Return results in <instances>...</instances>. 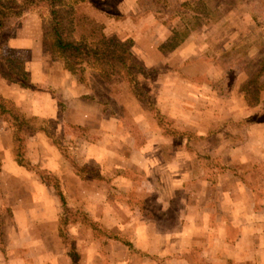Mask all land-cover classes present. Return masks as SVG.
Returning a JSON list of instances; mask_svg holds the SVG:
<instances>
[{
	"label": "rangeland",
	"instance_id": "obj_1",
	"mask_svg": "<svg viewBox=\"0 0 264 264\" xmlns=\"http://www.w3.org/2000/svg\"><path fill=\"white\" fill-rule=\"evenodd\" d=\"M164 1L167 6L203 2L208 16L194 20L170 15L169 9L157 15L145 12L138 0L66 1L74 10L76 38L103 47L91 34L101 23L107 37L131 51L143 72L135 75L138 85L164 121L157 123L113 67L89 64L88 86L76 91L80 100L103 103V118L117 119L115 145L104 144L109 148L101 146L99 117L92 115L84 125L63 117L67 99L52 83L59 82L53 80L59 77L57 66L66 64L43 41L48 8H30L10 19L0 65L17 72L37 59L53 77L29 89L57 98L61 110L55 118L27 115L7 98L32 132L13 128L10 117L0 113V167L10 150L16 162L22 155L32 167L45 168L51 143L77 166L82 184L63 183L72 168L62 154L64 161L54 162V170L45 168L47 182L35 169L14 176L9 165L0 175V264H72V251L79 264H179V256L189 258L185 264H209V245L216 241V234H209V211L239 215L246 225L254 206L264 211V123L252 122L259 109L264 118V0H160L162 6ZM174 28L189 36L175 49L161 50ZM19 37L36 38L38 45L12 47ZM33 49L41 50L38 57ZM1 77L6 79L0 70ZM249 93L259 99L258 106H249ZM145 129L151 150H145ZM40 132L45 135L34 147L31 137ZM40 144L46 145L44 153ZM57 182L70 197L71 213L61 206ZM192 221L200 231L208 224L207 230L189 232L184 226ZM227 235L234 240L237 230ZM179 246L186 250L176 251Z\"/></svg>",
	"mask_w": 264,
	"mask_h": 264
},
{
	"label": "crops",
	"instance_id": "obj_2",
	"mask_svg": "<svg viewBox=\"0 0 264 264\" xmlns=\"http://www.w3.org/2000/svg\"><path fill=\"white\" fill-rule=\"evenodd\" d=\"M14 42L11 44L12 47L18 48H34L38 43H36V38L34 39H12ZM35 40V44L33 43ZM35 52V57H38L39 52L41 51L39 49H33ZM39 61L37 59H32L27 62L25 70L29 72V77L34 85H37L38 83H49L50 79L53 77V75H50L49 71L43 70L39 67ZM47 69H50L48 66L50 64H46ZM54 67V66H53ZM59 69V77H54L53 80H58V83H52L53 89L59 90L61 93V96L64 99H67L65 102L67 104V108L63 111V117L65 121L69 123L84 125L86 124L84 121L88 118H90L92 115L95 117H99L101 119L100 124V135L101 138V146H104L106 148L112 147L115 145L114 140L117 137L119 128L117 124V119L114 117L103 118L105 106L103 103L96 101L93 98H89L88 100H80L79 98V92L76 90L79 89V87H82L81 85H84L82 83H79L77 79L75 78L74 74L69 71L65 66H57ZM86 86V85H85ZM28 94H23L24 92ZM0 93L5 97L12 99L14 103L22 109L24 113L27 115L34 114V115H40L43 117H57L58 112L61 110V106L59 103V100L55 97H52L49 95V99L44 96H40L37 91H32L29 88L21 87L19 84L12 82L10 80L0 78ZM121 126V125H120ZM143 127V126H141ZM120 130L124 131V128L120 127ZM147 134L148 143L146 145L145 150H151L154 148L150 144V137L148 135V130H144ZM155 132L161 133L159 130H156ZM44 132H40L35 136L31 137V143L35 147L36 141L40 137H44ZM47 138V135L46 137ZM106 142H108V145H104ZM44 144H40V147L42 148L41 152H45V148L49 150L43 157H47L43 161H48L51 159L50 163L48 165H43L42 167H45L49 170H54L55 166H52L54 162H62L64 161L59 151H57V148L52 145L51 143L48 144L46 147ZM32 148V147H31ZM97 149L96 147H94ZM106 150L104 148V151L106 153ZM7 153V154H6ZM5 156L7 159L6 162L4 160L3 166H1V173L6 171L8 169V166L11 168V172L14 176L19 175L21 176L22 173L28 172L30 173L26 167L20 165L18 162L15 161V159L12 157V153L10 150H6ZM51 154L53 156H51ZM63 155V154H62ZM34 156V155H31ZM63 157L70 163V171L67 175H64L63 177V183L68 184L69 182H75L78 184H82V179L78 175V173L74 170V166H71V162L63 155ZM9 160V163H8ZM55 164V163H54ZM115 165V164H114ZM99 167V166H98ZM44 168V169H45ZM24 171V172H23ZM35 183L38 184L39 181L36 178ZM68 191V190H67ZM67 192L65 191V194ZM67 198L70 199V197ZM237 203V204H236ZM70 204V203H69ZM235 204L237 207H235V211L240 213L241 210V201L237 200L235 201ZM234 204V205H235ZM220 212H223L220 214ZM213 217V218H212ZM238 217V218H237ZM251 224L249 223L246 225L241 220H239V215L236 216V218L229 217L226 212L219 211L216 215H213L212 212L209 211V234H216L214 242H211L209 245V264H263L264 263V211H257L254 208L251 211ZM206 226L200 231V227L196 226L194 222H188L187 225L184 226L186 230L189 232L192 231L194 228L195 233L196 232H202L206 229ZM237 230V236L235 239H230L231 236L227 235L231 230ZM194 236L191 239H194ZM210 239V236H209ZM181 247V246H179ZM187 248V247H186ZM185 248H179V250L182 253L185 251ZM180 253V252H179ZM189 260V258H186V260ZM173 260H176V257L173 258ZM179 264H185L187 263L186 260L183 258V256L178 257ZM185 262V263H184ZM189 263V262H188ZM192 264V263H191Z\"/></svg>",
	"mask_w": 264,
	"mask_h": 264
},
{
	"label": "trees",
	"instance_id": "obj_3",
	"mask_svg": "<svg viewBox=\"0 0 264 264\" xmlns=\"http://www.w3.org/2000/svg\"><path fill=\"white\" fill-rule=\"evenodd\" d=\"M66 1L67 0H0V50L2 49L3 41L7 37V29L9 27L10 19L16 15H20L27 9L45 5L50 12L51 18L44 28L43 41L44 43L50 42V46L53 51L64 59L67 69L77 75L79 82L88 86L85 79V71L89 64H103L107 69L109 67H113L116 74H122V76L126 79L130 90L133 92L140 104L144 108L151 111L154 114L157 123L162 125L164 121L160 111L152 107V104L148 101V97L138 85L135 75L137 73L142 74L143 72L141 70V65L135 62L131 51L127 49L118 39L114 37H107L104 33V25L101 23L97 24L99 28L93 30L91 34L93 35L92 39L99 40L97 42L103 44V47L96 44L90 45L76 38L74 34L76 28L75 25L72 24L73 18H71V15L74 14V10L67 7ZM166 2L167 1H164V5L162 6L160 0H138L139 6L143 7L145 12L156 13L157 15L158 13H161V10L169 9V13H171L170 15L176 16L174 13L187 14L194 20H201L202 18L204 19L208 16V6L203 2H198L193 5L190 2H183L181 4L176 3L173 6H167L165 4ZM160 7L162 8L160 9ZM103 9H105L104 11H107V8L104 7ZM108 14L113 15V13L110 12ZM180 31V29L178 30L174 28L173 37H171L169 42L162 45L161 50L165 47V49L173 50L189 36L188 33L182 37L179 36ZM103 69L106 70L105 68ZM0 70L6 79L17 82L24 88L32 87L33 83L30 77H28V79L25 78L27 73L26 70L22 69L15 72L12 69L6 68L4 64L0 65ZM213 87L216 88L215 86ZM248 87L245 89L247 93ZM94 93L96 94V91ZM247 99L249 101V106L251 107H255L260 104L259 99L254 98L253 100L251 94ZM7 102V98L0 93V113L10 117V123L13 128L19 129L20 131L25 130V133L27 132V134L32 132V129L30 130L28 120L17 108H10ZM260 111L261 109H259V111L255 114L253 113L254 115L252 117H255V119L252 120L253 123H264V118L261 116L263 113ZM240 121L244 122L243 120H239V122ZM246 121L251 123V120ZM174 132L175 130L173 133ZM17 162L27 169H35V171L40 174L42 181H48L46 173L49 172L47 169L40 168L38 166L37 168L32 167L22 155H19ZM74 167L77 166L75 165ZM78 169L82 170L83 168L80 167ZM56 190L63 210L67 212L66 214L71 213L67 200L68 198L62 190L59 182L56 184ZM62 222L65 224L67 222V218L62 219ZM62 230L63 229L61 228V231ZM71 263L79 264V257L75 251H72Z\"/></svg>",
	"mask_w": 264,
	"mask_h": 264
}]
</instances>
